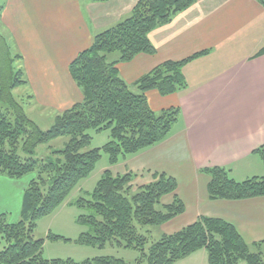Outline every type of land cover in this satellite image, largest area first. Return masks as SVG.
Here are the masks:
<instances>
[{"label":"trees","instance_id":"16d2710c","mask_svg":"<svg viewBox=\"0 0 264 264\" xmlns=\"http://www.w3.org/2000/svg\"><path fill=\"white\" fill-rule=\"evenodd\" d=\"M255 1L264 6V0ZM195 2L137 0L126 16L95 32L91 43L68 63L69 74L82 97L59 111L47 129H41L12 94L15 87L28 84L23 70L12 72L9 66L0 72V175L18 179L35 172L22 192L19 218L12 221L8 212L0 211V264H128L111 255L82 260L46 257V239L66 238L51 231L45 238L35 237L37 221L52 215L66 202L86 211L76 217L84 229L75 243L133 248L138 253L135 264H173L199 249H205L207 264H264V239L249 244L232 223L218 217L199 216L177 231L151 237L150 227H159L184 211L182 200L175 194L176 179L164 172H154L149 182L134 186L133 173L114 174L106 168L90 191L68 198L79 181L92 173L102 153L108 155V165H114L170 134L180 108L172 105L153 110L147 92L154 89L166 96L185 89L188 84L183 66L209 50L160 62L131 83L135 90L120 76L118 64L131 61L140 53L153 54L150 31ZM1 10L2 5L0 15ZM0 35L3 39L4 34ZM115 51L119 52L118 57L110 59ZM263 54L264 46L254 57ZM15 55L21 60V54ZM6 60L12 61L9 56ZM89 130L108 131V141L91 147ZM62 136L67 139L61 148L38 153L39 145H48ZM253 153L264 166V144ZM230 171L218 165L200 169L208 176L209 199L264 196V176L236 180ZM168 194H172V201L162 203Z\"/></svg>","mask_w":264,"mask_h":264},{"label":"crops","instance_id":"0c3cea01","mask_svg":"<svg viewBox=\"0 0 264 264\" xmlns=\"http://www.w3.org/2000/svg\"><path fill=\"white\" fill-rule=\"evenodd\" d=\"M136 1L6 0L2 4L0 23L22 56L24 73L49 77L47 84L42 79L36 81L38 87L33 85L41 107L61 111L81 99L68 71L69 61L91 43L95 32L126 16ZM29 10L36 12L35 24H26L32 19V15L26 19ZM149 40L153 54L140 53L118 64L127 83L164 60L209 52L183 66L185 89L166 96L154 89L147 92L153 110L180 108L170 134L107 168L114 174L133 173L139 185L149 182L154 172L176 179L175 194L184 211L159 226L156 235L177 231L204 215L232 223L249 244L263 240L264 196L211 200L208 176L200 169L218 165L247 174L257 166L253 150L264 144V54H254L264 46V6L255 0H196L150 31ZM12 181L0 175V211L9 213L12 202L21 206L25 186ZM172 197L165 195L162 203H170ZM173 264H207L206 251L199 249Z\"/></svg>","mask_w":264,"mask_h":264},{"label":"rangeland","instance_id":"374dc122","mask_svg":"<svg viewBox=\"0 0 264 264\" xmlns=\"http://www.w3.org/2000/svg\"><path fill=\"white\" fill-rule=\"evenodd\" d=\"M6 0H0V6L5 3ZM80 3H83V0H80ZM27 15H32V19L28 20ZM36 12L29 10L26 11V24H35ZM0 32L4 37L0 35V72H4L10 66L12 72H16L17 69L21 68L24 72L26 70L25 64L22 60L17 59L15 55L18 53V49L16 45L13 43V38L9 34V32L5 29V27L0 23ZM4 41V43H3ZM5 44L8 48H5ZM8 55H7V53ZM119 52L115 51L109 55L110 59L118 57ZM6 56H9L12 61L8 62L6 60ZM24 67V69H23ZM25 77L29 80L28 84L20 85L12 89L13 96L22 104L25 113L33 120L41 129H47L51 126L55 115L59 112L57 108L51 107H41L38 104L37 99L35 98V90L34 87H38L36 81H41L43 79L44 84L48 82L49 77H35L31 78V76ZM132 90H135V87L128 81ZM34 85V87H33ZM92 136V140L90 143L91 147H98L103 145L109 139L108 131L95 132L93 130L88 131ZM67 139V137L62 136L52 140L50 143L39 145L38 153H46L49 149H57L61 148L63 142ZM50 146V147H49ZM254 160L257 162H253L257 166H253V170L247 172V174H242L238 170L230 171V174L233 178L238 180L244 179L246 175H258L264 176V166L262 164L261 159L258 155H255ZM108 167V155L106 153H102L101 158L96 163L95 169L90 173V175L84 179H81L78 185L72 190L69 199H73L79 195H83L85 191H90L96 181L99 179L102 171ZM35 175V172L29 173L26 176H23L18 179H13L17 185L26 186L28 180ZM12 179V178H11ZM140 182L137 180H133V185L138 186ZM18 189H15L17 191ZM23 188L21 189L22 193ZM16 193L10 191V197H15ZM10 211L8 213L9 218L12 221H16L19 218V206L16 207V202H12V205L9 208ZM86 212L84 209L78 208L74 205H67L63 203L52 215L42 217L37 221V225L34 231L35 237L45 238V235L48 231H51L54 234L60 235L66 239H58V240H45L43 247V254L47 257H71L75 260H82L86 258H92L99 255H111L115 257H121L128 262V264H135L134 259L137 256V251L133 248H123L112 246L110 244H106L103 248H97L92 246L80 245L74 242V240L79 235V232L84 229V226L80 225L76 221V217L80 213ZM151 229V237H154V234L158 232L159 227L152 226ZM264 251V248H263Z\"/></svg>","mask_w":264,"mask_h":264}]
</instances>
